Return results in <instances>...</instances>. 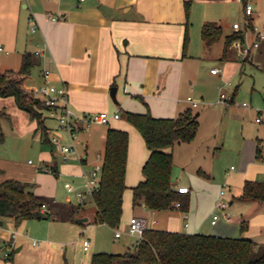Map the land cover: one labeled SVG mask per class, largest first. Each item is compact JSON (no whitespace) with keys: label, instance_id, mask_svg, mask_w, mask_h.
<instances>
[{"label":"crops","instance_id":"obj_1","mask_svg":"<svg viewBox=\"0 0 264 264\" xmlns=\"http://www.w3.org/2000/svg\"><path fill=\"white\" fill-rule=\"evenodd\" d=\"M187 1L192 4L210 1L231 3L240 0H0V69H15L21 65L25 52L36 54V51L40 50L41 53L36 54V65L40 66L41 79L37 87L44 84L43 71L49 68L50 82L67 86L70 105L77 113L120 112L119 118H113L109 123H97L95 129L82 124L76 128V136L80 131L85 135L80 137L81 152L77 150L67 158L75 160L71 169L67 163L60 168L56 158L58 149L51 141V134L56 127H48L47 133L53 148L49 150L42 146L40 165L43 167L39 169V165H34L30 160V166L12 167L0 176V182L9 178L27 180L26 182L31 184L36 181L40 186L33 191L44 199L46 209L51 214L48 220H55L58 206L56 202H52V198L54 200L58 190L57 177L64 173L86 180V175L93 169L100 168L99 165L103 166L107 132L113 127L129 132L127 189L123 203L125 216L123 214L121 222H128V213H131L130 219L133 216L144 217L152 228L229 237L245 236L254 240L256 239L248 233H264V201L239 198L247 180L264 178V37L258 47L251 49L248 56L240 55L233 46V56L223 59L225 36L239 30L234 28V23L239 21L234 20L232 28L225 31L224 24L220 22L224 19L222 15L214 12V6L213 10L205 6L197 20H194L192 10L187 15ZM247 1L253 3L254 11L251 15L245 13V26L239 23L241 29L246 30L244 44H252L257 38V32H264V0ZM31 17L37 22V28L34 30ZM209 21L221 24L224 36L223 46L217 55L213 52L216 42L207 45L202 36L203 55L218 58L222 63V66L210 68V75L213 79L216 77L212 88L216 92L215 96L221 82H226L229 86L235 82L229 92L220 86L217 103L224 107L225 104L229 105L231 110V104L235 102L240 86L249 79L251 103L243 101L242 105L245 107L244 114L249 112L255 116L256 119L252 116V122L258 127L253 132L243 134L236 158L237 167L232 168V165L223 176H219L215 161L219 142L206 141L205 134L204 138L200 137L199 126L195 139L191 142L176 143L169 149L174 156L173 167L177 166L185 171L190 166V176L187 180L174 174V171L172 173L176 189L180 186L189 187V192L182 194L188 202L187 210L177 206L164 211L151 210L146 206L134 208L133 187L143 180L142 168L151 151L141 132L124 117L123 110H150L156 117H176L188 108L205 104V96L211 89L204 86L202 93H194L197 91V84L203 85L197 70H190V91L194 94H183L182 101L178 94L184 82L183 65L196 58L195 53L188 47L184 49L187 25L189 27L190 24H202L203 29L204 24ZM227 22H230V18ZM248 24L257 26L258 30L255 31L253 27L248 29ZM215 67L219 69L217 73L212 71ZM33 80L31 73L27 84L35 88ZM113 86L117 87V101L111 96ZM222 93L226 94L224 101L220 100ZM189 96L199 101L197 106L192 104ZM244 102L248 104L244 105ZM198 112L199 119L202 110ZM259 116H262L261 121L257 120ZM48 117L53 118L49 115ZM246 118L247 115H242L244 127L247 126ZM23 120L27 123L26 132H38L42 141L41 133L37 131V121L33 120L37 126L29 122L32 119L26 111ZM95 146L99 149L101 164L93 166L89 156ZM59 154L61 155V152ZM128 188L132 192H127ZM223 189L224 194L221 193ZM87 199L93 202V210L88 213L83 207L81 214L74 215L73 212L79 207L69 202L74 210L69 207L64 222H72L75 217H88V221L94 218L96 205L91 196ZM220 199L228 200L229 207L219 208ZM64 204L61 202V205ZM216 213L219 218L213 223ZM3 220L4 223L0 226V240L10 242L11 245L15 242V230L9 226L14 222L9 218ZM163 222L166 227H153V224L160 225ZM243 222H247V228L244 233L237 235ZM128 228L120 237L129 234ZM35 240L37 239H33V244L36 246L39 242L35 243ZM90 245L91 241L89 247ZM132 245L135 247L134 240ZM54 246H57V243H54ZM21 248L22 246L18 250ZM0 264H13V259L7 260L0 254ZM57 264H66V261L59 260ZM87 264H91V259Z\"/></svg>","mask_w":264,"mask_h":264},{"label":"trees","instance_id":"obj_2","mask_svg":"<svg viewBox=\"0 0 264 264\" xmlns=\"http://www.w3.org/2000/svg\"><path fill=\"white\" fill-rule=\"evenodd\" d=\"M190 6L191 2L187 1V15ZM249 26L253 27L252 24ZM245 31L239 29L225 36L223 59L233 56V42L237 39L244 41ZM222 35L221 24L214 21L204 24L202 36L207 45H212ZM188 43L187 25L184 49L188 47ZM37 63L36 54L27 51L23 54L19 69L0 70V96H13L18 107L29 113L32 120L37 121V131L41 133L42 142L45 144L50 142L48 126L45 123L48 106L36 95L35 88L27 84L32 68ZM5 115L6 112L0 110V119ZM123 115L141 132L151 151L142 168L144 178L133 187L134 208L146 206L157 211L171 210L180 201V208L187 210L188 202L182 196L184 193L173 184L174 156L169 149L176 143L195 139L200 126L196 112L193 108H188L176 117H156L150 110H123ZM128 152L129 132L110 127L106 136L100 184L91 196L97 208L93 218L95 223H106L112 228L121 223L124 193L127 189ZM29 186V182L16 178L0 182V226L5 218L12 219L15 226L29 218H51L47 209L42 211L44 199ZM239 198L264 201V181L247 180ZM247 225V222H243L241 229H246ZM5 244L9 245L10 242ZM2 246L3 243L0 242V251ZM13 253L8 252L6 259L12 260ZM66 264L70 263L66 260ZM91 264H264V243L245 236L186 233L150 227L134 250L122 253L100 251L92 255Z\"/></svg>","mask_w":264,"mask_h":264},{"label":"rangeland","instance_id":"obj_3","mask_svg":"<svg viewBox=\"0 0 264 264\" xmlns=\"http://www.w3.org/2000/svg\"><path fill=\"white\" fill-rule=\"evenodd\" d=\"M205 6H208L207 9L211 10L215 7L214 12H216L217 15H222L221 17H223L222 19L224 20L220 22L224 24L225 31L232 28L234 20L241 22L242 26H245L246 15L244 12L245 4L243 0L231 3H222V1L202 3L192 2L190 13L192 10V14L194 13V20H197V16L202 13ZM229 18L230 22L228 23L227 20ZM201 30L202 24H190L189 26L188 49L195 53L196 58L193 60L190 59L183 65V70L185 71L184 82L182 87H180L178 95L181 100L183 98V94L192 93L190 91L191 69L197 70L203 82V85L200 83L197 84V91H194V93L196 95L202 93V91H204V86L211 89V91L207 92L205 96V104L200 105L199 107H193V110L196 113L199 110H202V116L199 118L201 124L200 137L204 138L205 134L207 139L206 141L211 143H214L215 141L219 142V148L216 149L215 156L216 172L219 176H223L229 169H231L232 165L234 167H237L238 165L236 158L242 143L243 134L249 133L250 131L253 132L258 126L256 123L253 124V115H251V113L247 112L244 114L245 107L242 105L243 101L251 103L249 79L244 81L246 84L243 83L240 86L236 95V100L231 104V110L229 105L225 104L224 107L222 104L217 103L220 86H223L224 89L229 92L231 88L234 87L235 82L232 81L233 84L230 86L226 85V82H221L218 88V94L215 96L216 92H214L212 88L215 84L216 77L213 79L210 75V68L212 66H222V63L218 58L205 57L203 55L204 44L202 41ZM223 42L224 36L222 35L221 38L214 44V55H217L220 52ZM20 66H16L15 69H19ZM0 70L4 71L6 68H2ZM39 73L40 66H34L32 68V75L34 77L32 82L36 87L41 80L39 78ZM0 110L6 112V115L2 116L0 119V176L7 173L8 170L14 166H30L31 162L35 163L34 165H39V169L40 167H43L40 165V153L43 147L51 150V148H53L51 143L49 142L42 145L38 132H26L27 123L23 120L25 111L18 107L13 96H0ZM46 114L47 116L49 115L48 112H46ZM242 115H247L246 127H244ZM253 117L256 119L255 116ZM29 122L37 126L36 121L31 120ZM45 123L48 127L58 126L57 120L50 117L46 118ZM96 124L97 123H93L90 127L95 129L97 126ZM61 133V144L69 146L75 145L76 151L81 150L82 144L80 142V137L85 135L84 132H77V136L75 138H73L67 130L63 129L61 130ZM59 151V149L56 151V158L59 160L60 168L67 163L69 164L68 168L71 169L73 167L72 163L75 160L70 158L65 160L64 157L59 154ZM98 152L99 149L96 146L92 149V152H90L89 161L93 163V166L101 164ZM72 154L75 153H71V155ZM78 162L80 163V161ZM99 166L101 169L103 168V166ZM88 169L90 170V168ZM173 171L174 174L184 177V180H187L190 176V166L185 171H183L182 168L179 169L177 166H174ZM42 173L45 174L44 172ZM54 176L56 177V175ZM46 177L48 178L49 176ZM47 178L45 179V182H47ZM23 181L26 182L27 180ZM261 181H264V178ZM57 182L58 190L54 196V200L51 197L52 202H56L58 206V213L55 216V220L50 221L48 219L29 218L23 220L18 226H15V224L10 225V229L13 231L15 230V242L11 245H5L6 242L0 240V242L3 243L0 251L2 256L7 257L6 251L14 252L13 264H57V261L59 260L60 262H65L67 260L70 264H87L92 255L96 252L107 251L112 253H122L126 250L135 249L134 245H132L133 240L136 244L135 236L124 234L120 238L115 237V231L117 229L125 231L128 228L131 213H128V222L122 221L116 228H111L110 226L102 223H95L93 218L82 223L77 222V217H75L72 222H64L66 219L65 214L69 210V207L70 210L71 208L74 210L72 207L73 205L69 202L73 203L75 207H79L78 210L76 209L73 212L74 215L81 214L83 212L81 210L83 207L86 212L90 213L93 210V202L90 199H87L86 203L81 202L79 192H86L88 190L85 178L78 179V177H73L70 174L65 175L64 173H61L59 177H57ZM37 186H40V184H37V182L34 181L32 184L30 183L29 188L33 191V189ZM127 192L130 193L132 190L128 188ZM67 197H69V200H67ZM61 202L63 204L67 203L66 205H68V207L65 206V204L61 205ZM153 227H166V224L165 222L160 225L153 224ZM241 233H244V230L239 229L237 235H240ZM248 234L252 235L257 241L264 243V233L250 232ZM34 238L39 242L36 246L33 244ZM85 239L91 241V245L88 250L84 248ZM54 243H57V246H54ZM20 246H22V248L21 250H18Z\"/></svg>","mask_w":264,"mask_h":264},{"label":"built area","instance_id":"obj_4","mask_svg":"<svg viewBox=\"0 0 264 264\" xmlns=\"http://www.w3.org/2000/svg\"><path fill=\"white\" fill-rule=\"evenodd\" d=\"M245 13L247 15H251L254 11V6L252 2H245L244 6ZM32 29L37 28V22L34 17H31ZM235 29H241V25L239 22L234 23ZM247 28L250 29L249 24ZM253 29L255 31L258 30L257 26H254ZM264 37L263 31L257 32V38L252 44H244L242 39H237L233 42L234 48L238 51V53L242 56H247L253 47H258L260 45L261 39ZM2 48V47H1ZM41 51L37 50L36 54H40ZM218 68H213L212 71L214 73L218 72ZM43 75L45 77V82L41 86L35 87L36 95L41 98L45 104L48 106V114L57 120L58 126L54 129V133L51 134L52 142L60 150L61 155L66 160L71 153H76L75 145L69 146L65 144H61L62 133L61 130L69 131L70 135L75 138L76 137V128L82 124L87 127L93 123H109L113 118H119L120 112H115L110 114L108 112H86L83 114L77 113L70 105L69 101V92L66 85H55L50 82L51 70L49 68H45L43 71ZM226 98V94L222 93L220 100L224 101ZM188 99L192 102L194 106L198 105V100H195L192 96H189ZM247 102H244V105H247ZM258 121L262 120V116L257 118ZM234 168V166H232ZM52 171V169H48ZM102 176V169L97 167L93 169L88 175H86V186L87 191L79 192L81 202H84L88 196H92L94 190L98 189L100 184V179ZM180 192L186 193L189 192L188 186H180L178 188ZM222 194L225 193L223 189ZM181 202L177 201L176 206L180 207ZM229 205L228 201L225 199H220L218 202V207L221 209L227 208ZM47 205L44 203L42 206V211H46ZM219 218V214L216 213L213 216V223H216ZM150 228L149 221L140 216H133L130 219V224L128 228V233L130 235L135 236L136 244L135 247L138 246L144 238L145 231ZM124 233L123 230H116L115 237H120ZM35 243H38L35 240ZM90 244L89 240L84 241L85 249H88Z\"/></svg>","mask_w":264,"mask_h":264},{"label":"water","instance_id":"obj_5","mask_svg":"<svg viewBox=\"0 0 264 264\" xmlns=\"http://www.w3.org/2000/svg\"><path fill=\"white\" fill-rule=\"evenodd\" d=\"M116 94H117V87L116 86H113L111 88V96L113 97V99L115 101H117ZM198 115H199V112L196 113V116H198ZM76 220H77V222L82 223V222L88 221V217H79Z\"/></svg>","mask_w":264,"mask_h":264}]
</instances>
